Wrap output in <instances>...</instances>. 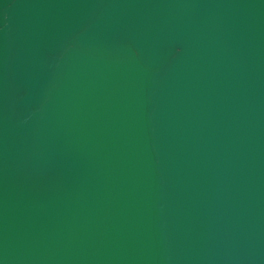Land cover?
Masks as SVG:
<instances>
[{
    "label": "water",
    "instance_id": "obj_1",
    "mask_svg": "<svg viewBox=\"0 0 264 264\" xmlns=\"http://www.w3.org/2000/svg\"><path fill=\"white\" fill-rule=\"evenodd\" d=\"M0 264H264V0H0Z\"/></svg>",
    "mask_w": 264,
    "mask_h": 264
}]
</instances>
